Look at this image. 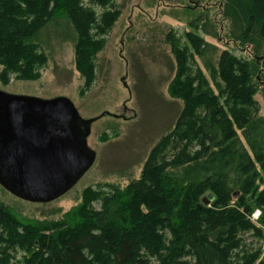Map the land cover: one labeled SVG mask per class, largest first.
Returning <instances> with one entry per match:
<instances>
[{
  "label": "trees",
  "instance_id": "16d2710c",
  "mask_svg": "<svg viewBox=\"0 0 264 264\" xmlns=\"http://www.w3.org/2000/svg\"><path fill=\"white\" fill-rule=\"evenodd\" d=\"M218 2L233 23L229 37L259 47L264 0ZM95 5L103 8L100 14ZM59 10L73 26L78 68L91 83L94 59L120 14L111 0H0L2 74L40 76L47 55L39 35ZM185 36L189 45L183 47L171 38L177 68L169 85L183 108L140 178L103 196L100 209L84 203L74 226L25 223L0 202V264H17L18 251L19 264H264V248L247 249L242 238L250 231L264 237V116L255 99L264 69L258 48L249 59L226 49L215 60L200 35ZM194 54L208 74L191 70Z\"/></svg>",
  "mask_w": 264,
  "mask_h": 264
},
{
  "label": "rangeland",
  "instance_id": "374dc122",
  "mask_svg": "<svg viewBox=\"0 0 264 264\" xmlns=\"http://www.w3.org/2000/svg\"><path fill=\"white\" fill-rule=\"evenodd\" d=\"M111 2L120 14L94 59L95 77L91 83H86L78 68L76 34L61 10L39 35L47 62L39 68L38 78L21 79L12 71L2 74L0 64L1 91L48 99L66 96L83 119H94L86 138L94 161L67 191L49 201H34L12 193L0 183V202L22 222L67 221L79 225V209L84 203L90 200L93 208L100 209L103 196L119 194L140 178L151 150L173 127L183 108V100L169 92L177 68L172 37L183 47L189 45L185 33L193 31L211 45L215 60L227 49L243 59L258 56L264 69V41L259 47L240 40L235 43L228 34L233 23L225 17L218 0ZM94 8L99 14L103 11L98 5ZM188 65L192 71L201 67L208 74L197 54L189 58ZM255 99L259 114L264 116V77ZM259 215L258 209L252 218L257 220ZM242 238L247 249L264 248V237L259 238L253 231L243 233ZM22 254L13 253L17 264Z\"/></svg>",
  "mask_w": 264,
  "mask_h": 264
},
{
  "label": "water",
  "instance_id": "95a60500",
  "mask_svg": "<svg viewBox=\"0 0 264 264\" xmlns=\"http://www.w3.org/2000/svg\"><path fill=\"white\" fill-rule=\"evenodd\" d=\"M93 121L66 96L0 90V183L34 201L64 193L94 161L86 139Z\"/></svg>",
  "mask_w": 264,
  "mask_h": 264
},
{
  "label": "flooded vegetation",
  "instance_id": "af4514ba",
  "mask_svg": "<svg viewBox=\"0 0 264 264\" xmlns=\"http://www.w3.org/2000/svg\"><path fill=\"white\" fill-rule=\"evenodd\" d=\"M9 190V189H8ZM12 192V191H11ZM13 193V192H12Z\"/></svg>",
  "mask_w": 264,
  "mask_h": 264
}]
</instances>
